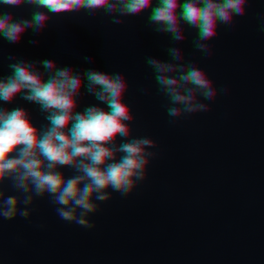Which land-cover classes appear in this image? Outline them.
I'll return each mask as SVG.
<instances>
[{
    "label": "clouds",
    "instance_id": "obj_1",
    "mask_svg": "<svg viewBox=\"0 0 264 264\" xmlns=\"http://www.w3.org/2000/svg\"><path fill=\"white\" fill-rule=\"evenodd\" d=\"M250 0H0L11 7L34 6L31 19H16L10 12H0V37L9 44H19L27 30L40 34L48 25V13H76L87 10L95 16L103 11L112 23L123 24L120 17L139 16L151 10L149 26L159 34H168L175 43L183 42L184 25L197 30L195 48L205 57L213 55L208 43L218 35L221 25L233 27L236 17L246 15ZM39 9H46L47 12ZM264 31V26L261 28ZM37 45L38 40H30ZM170 61L146 57L153 70L158 92L169 101L167 114L175 119L210 111V104L227 87L216 88L207 73L194 62L185 63L179 47L167 48ZM91 64V56L83 57ZM16 60L8 65L9 75L0 77V102L11 104L17 96L37 104L46 113L47 123L37 127L30 113L22 107L11 110L0 106V218L28 219L36 198L48 196L57 216L68 223L92 229L88 217L97 213L96 201L110 200L111 192L122 197L132 193L147 179L151 158L149 149L156 143L148 137H132L135 119L124 102L129 85L120 72L107 73L93 68L83 72L71 66L58 67L53 60ZM44 71L42 72L40 68ZM45 75L47 78L45 79ZM104 107L90 105L76 111L81 89ZM147 94V89H141ZM129 137H132L129 139ZM118 138L121 140L117 144ZM119 154V155H118ZM73 169L65 177L59 170ZM5 181L21 193L6 195ZM23 205V207H21Z\"/></svg>",
    "mask_w": 264,
    "mask_h": 264
},
{
    "label": "rangeland",
    "instance_id": "obj_2",
    "mask_svg": "<svg viewBox=\"0 0 264 264\" xmlns=\"http://www.w3.org/2000/svg\"><path fill=\"white\" fill-rule=\"evenodd\" d=\"M128 85L125 103L142 94H160L158 85ZM145 109L153 115V137L163 136L155 141L163 158H151L147 179L126 197L109 189L112 198L96 201L100 210L88 217L92 229L61 220L47 195L35 199L28 219L0 218V264H184L215 233L239 206L246 187L244 163L229 129L205 112L170 123L166 108L167 117L158 123V112ZM61 172L75 174L68 167ZM3 189L6 195L21 196L11 183Z\"/></svg>",
    "mask_w": 264,
    "mask_h": 264
},
{
    "label": "built area",
    "instance_id": "obj_3",
    "mask_svg": "<svg viewBox=\"0 0 264 264\" xmlns=\"http://www.w3.org/2000/svg\"><path fill=\"white\" fill-rule=\"evenodd\" d=\"M36 10L29 5L0 4V12H10L16 19H31ZM150 13L149 9L139 16L120 17L123 24L112 23L113 17L102 10L95 16L87 10L48 13L51 19L40 34L29 29L19 44H9L0 37V77L10 74L8 65L16 62L8 60L11 55L17 60H53L58 67L71 66L80 72L88 68L120 72L128 83L157 85L146 57L170 61L167 48L179 47L185 63L194 62L210 74L218 90L228 88L227 94L219 93L214 101H208L210 111L205 113L215 115L225 130L237 125L243 132L246 176L239 206L184 264H264V0H250L246 15L236 17L233 27H219V35L208 41L213 50L211 57L195 48L196 29L184 25L186 39L175 43L170 35L152 30ZM33 39L39 43L30 44ZM85 56H91L94 62H85ZM81 91L76 111L82 112L90 105L103 106L83 87ZM0 106L9 110L25 108L37 127L47 123L46 113L37 104L19 96L11 104L0 102Z\"/></svg>",
    "mask_w": 264,
    "mask_h": 264
},
{
    "label": "bare ground",
    "instance_id": "obj_4",
    "mask_svg": "<svg viewBox=\"0 0 264 264\" xmlns=\"http://www.w3.org/2000/svg\"><path fill=\"white\" fill-rule=\"evenodd\" d=\"M130 102L131 101L126 103L132 109L133 116L135 117V119L131 121V124L136 128L137 137H148L154 141H162V135H159L156 138L153 137V127L151 125V119L153 118V115L151 114V111L145 109V107L158 112L156 117L154 118L155 121H157L158 123L164 122L165 118L167 117V115L165 114L167 108L166 97L158 93H149L147 95L142 94L141 96L136 97L134 102ZM142 110H144L143 117L141 119H137L139 112H141ZM149 151H152L156 154L154 157L158 159L157 161H159L160 158H163V152L157 147L149 149ZM59 170L61 171V169Z\"/></svg>",
    "mask_w": 264,
    "mask_h": 264
},
{
    "label": "crops",
    "instance_id": "obj_5",
    "mask_svg": "<svg viewBox=\"0 0 264 264\" xmlns=\"http://www.w3.org/2000/svg\"><path fill=\"white\" fill-rule=\"evenodd\" d=\"M230 140L236 149V154L241 161L244 163V153H245V137L239 126L231 125L229 127Z\"/></svg>",
    "mask_w": 264,
    "mask_h": 264
},
{
    "label": "trees",
    "instance_id": "obj_6",
    "mask_svg": "<svg viewBox=\"0 0 264 264\" xmlns=\"http://www.w3.org/2000/svg\"><path fill=\"white\" fill-rule=\"evenodd\" d=\"M193 230H194V232H197V228L195 227V228H193ZM25 238H23L22 240H21V243H22V245H24V246H27V244L25 243V240H24Z\"/></svg>",
    "mask_w": 264,
    "mask_h": 264
}]
</instances>
